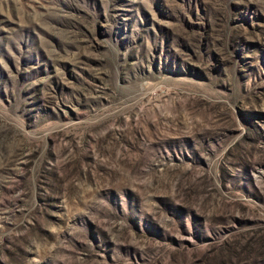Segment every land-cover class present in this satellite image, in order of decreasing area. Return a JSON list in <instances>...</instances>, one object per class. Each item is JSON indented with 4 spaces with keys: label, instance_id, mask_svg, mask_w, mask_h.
Here are the masks:
<instances>
[{
    "label": "rangeland",
    "instance_id": "rangeland-1",
    "mask_svg": "<svg viewBox=\"0 0 264 264\" xmlns=\"http://www.w3.org/2000/svg\"><path fill=\"white\" fill-rule=\"evenodd\" d=\"M0 264H264V0H0Z\"/></svg>",
    "mask_w": 264,
    "mask_h": 264
}]
</instances>
